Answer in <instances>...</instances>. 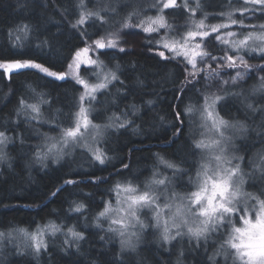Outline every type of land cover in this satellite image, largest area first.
Segmentation results:
<instances>
[{
	"label": "trees",
	"instance_id": "1",
	"mask_svg": "<svg viewBox=\"0 0 264 264\" xmlns=\"http://www.w3.org/2000/svg\"><path fill=\"white\" fill-rule=\"evenodd\" d=\"M85 3L93 11L106 7L113 12L117 8L103 0L99 3L85 0ZM158 3H150L155 12L158 11L154 5ZM78 4L79 0H0V61L31 59L51 70L66 71L74 52L85 47V41L99 38L106 30L99 22L89 27L93 22L88 21L83 26L85 36L82 39L81 30L72 27L78 18ZM243 6L239 0H233L232 7H226L225 0H204L198 8L206 28L222 18L217 17L219 12ZM192 10V6L167 10L169 25L182 32L192 20ZM128 16L113 21L110 27L120 31ZM237 18H240L239 14ZM197 24L192 23V28ZM125 32L139 34L126 36ZM124 33L125 52L108 51V55H100L117 69L123 84L115 82L109 86L108 91L99 96L96 107L105 110L106 118L119 116L125 120L126 116L131 123L107 131L101 147L109 160L103 165L91 160L92 157L46 164H39L35 159L39 144L50 132L60 134L62 128L71 126L73 114L78 110L77 98L83 91L74 79L61 81L31 70L8 74L0 69V131L11 137L6 157L0 159V232L23 227L32 229L56 221L64 228L76 226L85 237L74 243L76 247H69V243L63 244L58 240L60 237H56L38 255L8 248L9 253L5 260L0 259V264H228L221 257L213 258L218 254L211 251L207 254L203 249H181L178 242L167 249L151 245L150 239H145L137 252L122 253L115 240L104 236L105 228L96 226L97 214L103 210L106 201H113L115 194L110 190L117 183H142L160 170L161 175L171 177L175 187L189 190V176L194 178L200 159L199 150L192 147V141L197 140L199 133L197 115L187 117L183 113L185 106L191 104L198 108L204 102L200 82L197 80L195 87L190 84L183 93L179 92L186 75L185 64L159 57L156 53L161 50L151 47L145 35L143 39L145 33L141 30L134 28ZM17 36L22 47L13 46ZM43 41H47L46 46ZM263 60L259 57L252 61ZM258 86L251 73L246 82L223 91L224 99L218 108L222 116L236 120L240 129L241 126L246 129L238 137L240 153L237 154L241 155V165L248 173L250 184L247 187L264 196V165L261 161L264 154V112L261 111L264 94L255 93ZM41 96L47 101L41 103L44 112L50 115L44 122L18 113L21 98L40 102ZM176 112H181L183 128L177 122ZM103 115L97 120L102 121ZM59 118L68 121L61 127ZM178 129L180 135L176 136ZM160 157L180 165L187 174L173 176V170L164 167ZM124 164L128 167L124 168ZM181 176L188 180H181ZM66 180L78 183L65 184ZM254 181L261 184L262 189H254ZM58 188L62 190L57 192ZM54 192L55 196L52 195ZM76 203L85 205L82 212L72 211ZM153 240L157 242V239Z\"/></svg>",
	"mask_w": 264,
	"mask_h": 264
},
{
	"label": "snow or ice",
	"instance_id": "2",
	"mask_svg": "<svg viewBox=\"0 0 264 264\" xmlns=\"http://www.w3.org/2000/svg\"><path fill=\"white\" fill-rule=\"evenodd\" d=\"M97 2L99 3V0ZM77 7L79 9L78 18L72 24V27L81 30L82 39L85 36L83 26L88 21L93 22L88 25L89 27L94 26L96 22L103 25L107 23L106 16L114 14L106 7H100L96 11H93L87 7L85 0H79ZM154 7L158 12H162L164 9L174 10L181 8L183 10V8H187V3L182 2L181 5H178L177 0H160V3L154 5ZM244 13L248 15H244ZM257 14H259V18L264 19V0H245L240 12L241 19H231L232 14L229 13L230 24L221 23L212 25L210 30L187 31L186 34H181L179 39L168 37L167 35H159L161 29H169V25L166 23L163 15L146 17L134 25L126 20L121 25V31L127 28H138L142 33L148 34V44L151 47L156 49L162 48L170 53V55L166 56L165 51H157L156 54L159 57L166 61L180 60L183 62L185 64L186 75L182 81L183 87L178 88V91L183 93L188 85L191 84L195 87L199 73L212 68L213 63L216 64L217 68L238 69L240 66H243L247 69L250 66L247 64L244 56L239 53L244 52L247 54L248 51L259 52L261 54L260 58L264 59V31L259 35H253L251 33L245 34L246 29L255 28L256 26L245 24L244 21L256 17ZM132 15V13L129 14V19H131ZM233 25H237L240 28V36L242 38L229 41L225 36L234 37L237 33L229 30L222 35L221 30L230 29ZM204 27L203 21H200L196 25L197 29H204ZM24 28L27 30V25ZM260 28L264 29V25H260ZM213 33L216 35L213 36ZM134 34L139 33H124L126 36ZM153 34L159 36L155 40V44L152 43ZM210 36L212 40L220 41L222 44L228 45V48L223 50V55H212L206 49V44L212 42V40H207ZM250 40L254 44L256 41H260V44L253 47L249 44ZM123 43H127V41L121 40L120 31H117L96 39L91 44L86 43L85 47L74 52L71 63L67 65V68L70 70L75 82L83 88L82 93L77 98L78 110L73 114L71 126L61 129L59 140L55 137H48L47 139L52 142L45 145L46 151L36 152L38 161L43 162L50 154H53L54 162L58 163L60 159H63L65 155L69 154L65 152V149H68L70 145L73 148L79 146L90 128L94 132L93 139H95V136L102 135L101 126L94 124L89 119V107L85 106V102L91 105L96 100V94L98 92L107 89L113 81L120 84H123V81H120L116 73L110 69L104 71L106 65L100 60L99 55L95 59H92L89 56V52H98L100 55H108L107 50L109 49H117L119 52H125L126 49L122 46ZM42 44L46 46L47 41H43ZM17 45L20 47L23 46L20 44L19 36L16 37V42L13 46L15 47ZM40 46L37 45V47ZM82 64L93 66V71L96 73V79L99 82L89 83L88 80L83 79L79 75V69ZM188 66H191L190 70ZM0 69L8 74L31 70L44 77L61 81L65 80L69 75V72L51 70L49 66H45V64L31 59L0 61ZM259 71L264 72V65L259 66ZM244 75H246V72L242 73L241 71H237L236 75L230 81L224 80L222 84H235L238 80L244 79ZM204 79L208 81L206 87H211L212 80L220 81V73L213 71ZM260 81L259 86L254 89L255 92H264V77H260ZM202 98L204 103L199 109V116L201 127L205 132L201 133V139L192 141L193 149L199 150L200 154L195 177L189 176V183L194 187V190L183 196H178L173 192L171 198L166 196L163 204H161L159 202V196L147 185L142 190L132 181L117 183L110 190L115 194V207L112 201H106L103 210L97 214L96 226L102 227L100 223L102 219L107 221V232L120 238L121 252H135L140 239L136 231L137 225L139 226L140 232H143L148 227L141 220L138 213L144 209H151V226L161 230L160 237L165 243H171L178 238H183L185 235L199 242L201 239L206 240L210 232H215L221 228H230L224 245L232 250L231 255L233 261H239V264H264V200H258L252 212L249 211L246 202L242 201V194L236 186L238 180L242 182L240 165L239 162L236 164L232 163V160L239 161L242 158L235 156L229 158L227 154V142L230 138L225 137L224 132L221 131V129L226 130L229 127H235V125L229 124V121L220 117L218 112H216V105L224 99L222 95L216 93L202 94ZM41 103H47V101H44L42 97L40 102L32 104L27 103L23 98L20 100L21 109L29 111L31 119L33 120H38L41 115ZM248 107L252 108V105H248ZM255 110L253 109V111ZM261 111L264 112V109H261ZM196 112L197 109L191 104L185 106L183 109V113L187 117H191ZM175 116L180 128H183L184 120L180 119L181 112H176ZM115 119L120 128H124L131 123V121L126 120V116L125 120H121L119 116L115 117ZM241 128L243 129V126ZM244 130L246 131V129ZM206 132L213 133L216 138L206 140L203 138ZM175 135H180L179 129ZM8 142L9 137L6 132L0 131V146L6 147ZM83 146L88 148L86 142ZM88 151L91 153L92 158L101 165L109 160V157L102 149L97 148L96 150H92L88 148ZM5 155L0 150V159H4ZM159 160L166 168L173 170V176L187 174L185 169L180 167V165L171 163L163 157H160ZM123 167L127 168L128 165L124 164ZM157 175V172H153L154 178L151 183L162 186L164 191H167L172 181L167 176H161V178L155 179ZM97 179L105 182L102 178ZM64 183L76 184L78 182L66 180ZM61 190L58 188L56 191L59 192ZM52 195L55 196L56 192L52 193ZM177 200L180 203H176L175 201ZM84 208V204L76 203L72 211L79 213ZM236 220L240 221L242 226L237 227L235 224ZM61 230L62 227L60 225L49 223L44 228H40L31 234L24 229H20L19 231L28 236L31 241L30 246L36 253H39L48 247V243L44 239L45 232L50 236H55ZM5 235L4 232H0V241L5 238ZM10 235L11 233H8V236ZM67 235L74 241L85 239L82 232H77L73 228L68 229ZM65 244H68L67 239L65 240ZM68 246L70 247L71 245Z\"/></svg>",
	"mask_w": 264,
	"mask_h": 264
},
{
	"label": "rangeland",
	"instance_id": "3",
	"mask_svg": "<svg viewBox=\"0 0 264 264\" xmlns=\"http://www.w3.org/2000/svg\"><path fill=\"white\" fill-rule=\"evenodd\" d=\"M105 1L106 4H114V6H116L117 8L113 11V15H109L106 16L107 19V23L104 24V27L106 30H104L100 37H105L107 36L109 33H113V32H117V29L111 28L110 26L112 25L113 21H118V19L123 18L127 15H129L130 13H132V17L131 19H129V16L126 17V19L123 21V23L128 20L129 23L131 24H136L138 23L140 20L145 19L146 17H156L157 15H163L164 19L166 21V23L169 25L168 20H167V10L169 9H164L162 12H155L152 9V5L150 3H158L160 0H116L115 2H113L114 0H103ZM242 1L243 3L245 2V0H239ZM182 2H186L187 3V7L192 6L193 10H192V20L188 21V26L185 30H183L182 32H179L177 29L172 28L169 25V29H161L160 31V36H164L167 35L168 37H173L175 39H179L181 34H186L187 31H196V30H210V27L212 26H208L204 29H197L192 28L191 24L196 22L199 23L200 21H203V19L200 16L199 13V8L201 7V5L204 3V0H177V4L181 5ZM225 5L226 7H232L233 6V0H225ZM259 7V6H257ZM243 7H238V9H226V11H221L217 14V17L221 16L222 18L217 19L216 22L213 25H217V24H230L231 20L229 19V13H231V19H236L239 20L241 19V15L240 12L242 10ZM179 9V8H177ZM145 10V11H144ZM240 15V18H237V15ZM244 15H248L247 13H244ZM122 23V24H123ZM205 23V22H204ZM245 24H250V25H255V28H248L245 30V34L251 33L253 35H259L262 31H264V29L260 28V25H264V19L259 18V14H257L256 17H252L248 20L244 21ZM121 24V25H122ZM129 29H134V28H127V29H123L121 31L120 28V34H121V40H123L122 35L124 33V31H129ZM138 29V28H137ZM140 30V29H138ZM233 31L235 33H237L236 36L234 37H226L229 41H233L236 39H240L242 38L240 36V28L237 25H233L231 26L230 29H222L221 30V34L224 35L227 31ZM143 35V39H144V35L146 39L148 38V34H142ZM213 36L216 35L215 33L212 34ZM99 38H93V39H88L87 40V44H91L92 41L99 39ZM159 36H157L156 34H153V40L152 42L155 43V40L158 39ZM207 40H212V37H208ZM249 44L252 45L253 47L258 46L260 44V41H256L255 44L253 43V41H249ZM217 45V46H216ZM122 46L124 48H126V44H122ZM228 48V45H224L222 44L220 41H215L212 40V42L210 44H206V49L212 54V55H216V56H221L224 54V49ZM161 51H165V53H167L166 50L164 49H159ZM104 51V50H101ZM107 51H117V49H109ZM231 54V53H229ZM240 55L244 56V59L247 61V64L250 66L247 69H245L244 67H240L239 69H224V68H217L216 64L213 63L212 68L207 69L205 71V73H203L201 76L197 77V80L200 82V86H201V91L203 94H211V93H216L219 95H222L223 91L228 88L229 86H233V85H238V84H242L244 82H246L250 77H251V73H254L255 79L258 81V83L260 84V77H264V72H260L259 71V66L264 65V60L263 61H252L255 58H259L261 57V54L259 52H251L248 51L247 54H245L244 52L239 53ZM74 55V54H73ZM99 55L100 60H102L104 62V64L106 65V68L104 69V71H108L109 69L113 72L116 73V75L119 77L117 69L115 67H112L111 65H109L108 63H106V61L104 59H102L100 57V54L97 53H93V52H89V56L92 59H95L96 56ZM82 66V67H81ZM80 66L79 69V75L85 79L88 80L89 83H97L99 82L96 79V73L93 71V66L87 65V64H82ZM199 66V64H198ZM189 70L191 68V66H188ZM213 71L219 72L220 73V81L217 80H212L211 82V87H206V84L208 83V81L206 79H204L205 77H207L210 73H212ZM237 71H241L242 73L246 72V75H244V79L242 80H238L235 84L229 83L227 85L222 84V81L224 80H231V78L233 76L236 75ZM65 72H69V75L65 78V80H72V75L70 70L67 68V70ZM54 79V78H53ZM116 81H113L111 84H109V86H111L112 84H114ZM77 84V83H76ZM78 85V84H77ZM81 86V85H79ZM108 86V87H109ZM81 89L83 90L82 86ZM108 89V88H107ZM102 90L100 92H98L96 94V100L92 102L91 105H88L87 102H85V106L89 107V119L97 125L101 126V131H102V135H98L95 136V139H93V135L94 132L93 130L90 128L88 133L85 135L84 140L81 141V144L79 146L76 147H72L71 145L69 146L68 149H65L66 153H69L67 155H65L63 157V159H60L59 162H63L66 159H69L71 161H79L82 159H85L87 157H92L91 153L88 151V148H91L92 150H96L97 148L102 149L101 147V143L105 137V135L107 134V131L111 128H117L118 124L116 125V123H118L115 119V117L112 118H106L104 114L105 110L100 111L97 107H96V103L99 102V96L105 92H107L108 90ZM82 93V92H81ZM80 93V94H81ZM256 94H264V92H255ZM79 94V95H80ZM42 98H44L43 96H41ZM40 97V98H41ZM25 101L29 104L32 103H38L39 100L35 99H25ZM37 101V102H36ZM103 103L105 106V99H103ZM108 102L106 101V104ZM204 103V102H203ZM203 103L198 106L197 112L195 113L196 116V120H197V127L199 129V133L197 135V140L201 139V133L205 132V130L201 127V121H200V116H199V109L202 107ZM219 104V103H218ZM218 104L216 105V112H218L219 116L222 117L223 119L229 121V124L231 125H235V127H229L228 129H221V131L224 132L225 137L230 138L227 142V147H228V156L229 158L235 156L238 158H242L241 155L237 154L238 148H237V141H238V137L241 136L244 133V129H240V124L236 121V120H230L227 119L226 117L222 116L221 113L219 112V108H218ZM40 106H42L40 108V111L42 112L41 116L39 117L38 121H42L44 122L43 118H49L50 115L45 114L44 109H43V104H40ZM18 113L21 116H30V112L29 111H25L21 109V106H19L18 109ZM97 116L96 119L94 116ZM103 115L102 121L97 120L98 118H100ZM59 123L61 124V127L68 121V119H62L59 118ZM53 124V123H52ZM116 125V126H115ZM55 126V125H54ZM56 127V126H55ZM60 127V126H58ZM57 128V127H56ZM8 135V134H7ZM60 134H56V133H52L50 132L48 137H55L57 140H59L60 138ZM9 137V142L7 144L6 147L0 146V150L3 151V153L6 154V149L8 147V145L11 142V137L8 135ZM47 137V138H48ZM206 140H211V139H215L216 137L214 136L213 133L211 132H206L204 137ZM52 141L45 139L41 144H39L38 146V150L40 152H44L46 151L45 145L46 144H50ZM87 143L88 148H85L83 146L84 143ZM240 153V152H239ZM6 157V155H5ZM36 161L40 164H46L48 162L50 163H57L54 162V155L50 154L48 156V158L46 160H44L43 162H40L37 160V157L35 156ZM93 161H95L94 159H91ZM200 160V159H199ZM261 161L263 162L264 165V154H262L261 157ZM237 162H239L240 165V173L242 174V182L240 180L237 181V187L239 188L240 193L242 194V201L246 202L249 211L252 212L254 206H256L257 201L258 200H264V196L262 194L257 193L255 190H251L247 187L248 184H250V180L248 177V173L246 172V170L242 167V159H240L239 161L237 160H232L233 164H236ZM164 166V165H163ZM165 167V166H164ZM198 165L196 166L197 169ZM158 175L155 177V179H159L161 178V176H166V175H161L160 170H158ZM196 173V170H195ZM169 179L172 181L170 176ZM182 177V176H181ZM195 177V175H194ZM153 175L149 176L147 179H145L142 183H138L136 181H132L134 184L138 185L142 190L145 188V186L147 185L152 191L156 192V194L159 196V202L161 204H163L165 197H169L171 198L172 193L175 192L178 196H183L186 195L187 193L191 192L194 190V187L192 185H190V189L187 190L185 187L179 188V187H175V185L173 184V181L171 183V185L168 187L167 191H164L162 186H157L151 183V181L153 180ZM183 181H187L188 179L185 177H182ZM119 183H124V182H119ZM254 185V189H262L261 184H258L256 181L253 182ZM259 194V195H258ZM176 203H180L179 200L175 201ZM113 206L115 207V196L114 199L112 201ZM141 220L148 225L147 228H145L143 230V232L139 231V226L137 225L136 227V231L138 232L140 239L138 242V247L135 250L136 252L142 247V244L144 242L145 239H150L149 243L151 245H159L160 247L164 246L165 248L169 249L170 246H172L173 244L178 242L179 247L182 249L183 247L186 248H194V249H203L205 251V253L209 254V252H213L215 254H218V256H214L213 258H219L221 257L223 261H227L228 264H239V261H233L232 259V250L227 248L226 245H224V241L227 239V234L230 231V228H221L218 229L215 232H210L208 234L207 239H201L199 242H197L195 239L188 237L187 235H185L183 238H178L175 241H172L171 243H165L161 237H160V229L154 228L152 227V211L151 209H144L142 210L140 213H138ZM254 218V216H253ZM97 222V220H96ZM191 218H190V223H191ZM49 223H55L57 225H60L62 227L61 232H58L55 236H50L47 232H45L44 234V239L47 241L48 243V247L51 244V242L56 239V237H60V239L63 242V244L65 243V240H68L69 245L71 246H75L76 245L74 243H78L79 241H74L71 239L70 236L67 235L68 229L69 228H73L75 231L80 232L76 226L72 225L69 227L64 228V225L60 222H47L38 226H35L34 228L30 229V228H20V229H24L26 230L29 234L36 232L38 229L40 228H44L45 225L49 224ZM102 224V226L105 228V237H110L111 239L115 240L119 246L120 245V238L118 236H114L113 234L107 232V228H108V222L105 220H101L100 222ZM235 224L237 227L242 226L241 222L236 220ZM20 229L16 228L13 230H9L4 232L5 238L0 241V259L5 260L9 251L8 248H13L16 249L17 251H22V252H31L34 253L36 255H38L39 253H36L33 248L30 246L31 245V241L29 240L28 236H26L23 232L19 231ZM8 233H11L10 236H8ZM153 239H157V242L154 241ZM223 245V247H222ZM47 247V248H48ZM201 247V248H200ZM135 253V252H130V251H125V253ZM215 261V259H213Z\"/></svg>",
	"mask_w": 264,
	"mask_h": 264
},
{
	"label": "bare ground",
	"instance_id": "4",
	"mask_svg": "<svg viewBox=\"0 0 264 264\" xmlns=\"http://www.w3.org/2000/svg\"><path fill=\"white\" fill-rule=\"evenodd\" d=\"M68 26H69V25H68ZM29 29H30V28H29ZM13 35H14V34H13ZM20 42H21V41H20ZM17 48H18V47H17ZM81 67H82V66H81ZM4 75H5V74H4ZM6 78H7V77H6ZM29 99H30V98H29ZM75 105H76V104H75ZM41 107H42V106H40V108H41ZM41 113H42V112H41ZM41 115H42V114H41ZM41 115H40V116H41ZM17 117H18V116H17ZM44 118H45V117H44ZM44 118H43V119H44ZM47 118H48V117H47ZM28 119H29V117H28ZM32 120H33V119H32ZM52 122H53V121H52ZM52 122H51V124H52Z\"/></svg>",
	"mask_w": 264,
	"mask_h": 264
}]
</instances>
